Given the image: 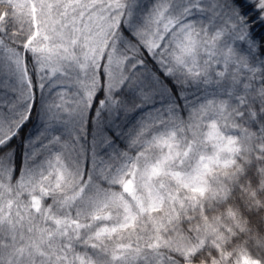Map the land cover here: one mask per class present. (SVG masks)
Wrapping results in <instances>:
<instances>
[{
  "label": "snow or ice",
  "instance_id": "6c2138e0",
  "mask_svg": "<svg viewBox=\"0 0 264 264\" xmlns=\"http://www.w3.org/2000/svg\"><path fill=\"white\" fill-rule=\"evenodd\" d=\"M82 2L95 15L75 45L70 34V47L43 42L25 53L23 66L0 64V182L23 173L43 183L55 173L62 185L78 175L62 163L72 153L90 181L89 171H102L146 130L194 116L264 134V0ZM62 56L84 72L67 92L56 84ZM82 187L73 189L80 199ZM45 198L52 202L32 200L37 210ZM240 264L260 262L242 256Z\"/></svg>",
  "mask_w": 264,
  "mask_h": 264
},
{
  "label": "trees",
  "instance_id": "16d2710c",
  "mask_svg": "<svg viewBox=\"0 0 264 264\" xmlns=\"http://www.w3.org/2000/svg\"><path fill=\"white\" fill-rule=\"evenodd\" d=\"M45 1L0 0V42L23 61L37 47L33 14ZM75 1L77 12L90 13L91 5ZM73 79L56 84L67 92ZM215 120L224 139L208 142V124ZM35 125H29L33 133L39 118ZM170 133L178 146L171 159L164 158L160 141ZM62 163L78 173L62 185L55 173L43 183L23 173L21 180L0 182V264H72L74 258L81 264H240L242 256L264 264V134L250 135L235 121L194 116L146 130L107 159L102 171H89L90 181L75 153ZM81 182V191L88 190L84 199L73 195ZM42 196L52 202L45 198L37 210L32 200Z\"/></svg>",
  "mask_w": 264,
  "mask_h": 264
},
{
  "label": "rangeland",
  "instance_id": "374dc122",
  "mask_svg": "<svg viewBox=\"0 0 264 264\" xmlns=\"http://www.w3.org/2000/svg\"><path fill=\"white\" fill-rule=\"evenodd\" d=\"M77 3L78 2L75 0H50L45 1V4H43L40 9L38 7L36 10H34L33 15L36 24L35 45L37 47L41 46L43 42L51 44L54 48L70 47V34L74 37V39H72L71 41L72 45H75L80 40L81 34L86 33L89 30L88 21L91 19V15H89V13L87 12H77L74 8ZM82 21L84 25L83 28H81ZM75 55H77V53H72V56ZM15 60H18L21 66H23L22 56L15 51L6 49L0 42V64L7 65ZM61 60H63L64 71L61 73L59 80L67 79L69 77H74V82L78 77L80 80H83L84 72L81 71L76 64H73L71 62V59L65 60L62 56ZM48 78L51 79V76L49 75ZM24 91L27 90L24 89ZM201 118L203 119L204 117ZM218 120H220L221 123L225 122V120L222 119ZM194 121L199 122V119L195 118ZM208 125L209 128L204 138L206 141L211 142L224 139L222 136V131L220 129L219 121H212ZM245 129L250 135L254 136L256 134V131L253 130L250 126L245 127ZM160 141L162 144H164V147L168 152V154L164 158L171 159L172 156L177 154L178 146L176 144V138L174 134L170 133V136L167 137L161 136ZM192 148L193 143H189V145L187 146V150L183 152V154L186 156V159L188 158ZM223 149L225 148L221 146L220 150ZM230 150L231 149H229L228 151ZM137 171L139 172V170ZM159 171V168L151 169L150 174L155 175V173H158ZM129 190V192L135 191L133 182L130 183ZM126 207L128 208V210L130 209L128 207V204H126Z\"/></svg>",
  "mask_w": 264,
  "mask_h": 264
}]
</instances>
